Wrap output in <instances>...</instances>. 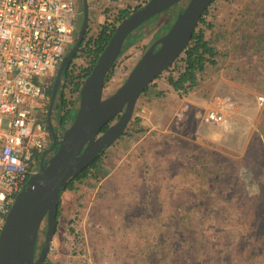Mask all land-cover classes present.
<instances>
[{
  "label": "rangeland",
  "instance_id": "1",
  "mask_svg": "<svg viewBox=\"0 0 264 264\" xmlns=\"http://www.w3.org/2000/svg\"><path fill=\"white\" fill-rule=\"evenodd\" d=\"M87 1L90 36L108 14ZM183 5L133 31L137 42L110 70L105 96L124 83ZM206 18L214 22L207 37L224 54L191 94L181 127L175 116L182 100L166 81L177 74L183 53L150 84L164 95L150 93L136 103L132 119L151 128L149 141L138 142L141 134L126 127L104 150L99 179L64 192L69 217L79 214L83 222L93 264H264V103L258 101L264 96V0H215ZM56 73H49L54 81ZM224 97H230L227 126L206 123L202 115ZM115 166L132 174L103 186Z\"/></svg>",
  "mask_w": 264,
  "mask_h": 264
},
{
  "label": "built area",
  "instance_id": "2",
  "mask_svg": "<svg viewBox=\"0 0 264 264\" xmlns=\"http://www.w3.org/2000/svg\"><path fill=\"white\" fill-rule=\"evenodd\" d=\"M148 1L92 0V6L105 11L101 14L105 17L121 11L131 13ZM80 14L79 0H0V234L17 195L30 185L32 172L38 169L51 138L48 114L54 80L49 73L58 70L62 58L74 45ZM76 56H81L83 62L72 59L67 65L68 74L61 76L65 92L61 115L74 107L69 100L75 86L73 80H77L74 76L84 73L98 58L79 49ZM86 77H80L82 84ZM78 94L80 91L74 92L73 100ZM180 95L184 102L176 113V125L186 117L192 104L186 93ZM229 99L219 98L202 119L227 126ZM258 101L263 104L264 96L259 95ZM58 244L53 238L49 245L47 259L52 264L59 253ZM62 244L69 264H93L79 214L68 220Z\"/></svg>",
  "mask_w": 264,
  "mask_h": 264
},
{
  "label": "water",
  "instance_id": "3",
  "mask_svg": "<svg viewBox=\"0 0 264 264\" xmlns=\"http://www.w3.org/2000/svg\"><path fill=\"white\" fill-rule=\"evenodd\" d=\"M181 1L149 0L121 19L81 86L74 120L57 140L51 110L62 73L86 36L89 5L83 0V21L78 37L61 60L51 93L48 122L54 142L50 149L57 144L58 147L49 161L43 162L32 175L30 185L16 197L0 234V264H43L48 258L49 245L59 224L61 192L68 179L87 167L124 133L141 93L184 51L213 0H188L168 31L149 46L124 83L114 93L105 96L108 74L121 55L128 36L151 17ZM44 219L47 220V229L38 252L37 241Z\"/></svg>",
  "mask_w": 264,
  "mask_h": 264
},
{
  "label": "trees",
  "instance_id": "4",
  "mask_svg": "<svg viewBox=\"0 0 264 264\" xmlns=\"http://www.w3.org/2000/svg\"><path fill=\"white\" fill-rule=\"evenodd\" d=\"M187 2L188 0H182L181 2L177 3L178 6H180L181 4H184V5L178 9V13L174 17V20L168 25V27L165 28L163 31L158 32L157 38L163 35L166 31H168V29L171 27V25L173 24L177 16L184 9ZM210 7L211 6H208L206 11L204 12L199 23L197 24V27L193 33L191 41L189 42V44L183 51L184 56L182 57V63L180 64V66H178V69L176 71L177 74L170 75L166 81L174 90H176L179 93L198 94V91H199L198 89L200 85L202 84V82L205 81L206 73H208L213 67H218L217 64L219 62V57L224 54L212 42V40L209 37H207V28L209 29L214 26L213 20L209 21L206 18L208 13L210 12ZM128 14L129 12H126V11L108 14V17L105 20V22L100 25L98 32L94 35H90L88 38L87 37L84 38V41L81 43L79 47V51H84L85 53L98 57L103 51L106 44L108 43L117 24L121 21V19H123ZM201 24H204V26L198 29V27ZM133 33L134 32H132L128 36L127 38L128 41H126L125 45L123 46L122 52L126 50V48L130 44L137 42L136 39L138 37L136 36V34L134 36ZM77 37H78V31L76 32V39ZM177 60L178 58L174 61L173 66L175 65ZM93 66H94V63L91 66L87 67L84 70V73H80V75L79 74L75 75L73 78L75 79L77 77V80H73L75 83V86L71 89L72 95L70 96L69 100H70V103H72L74 107L70 108V110L67 111L61 117L62 120L65 122V125L62 128L63 131L72 123V121L74 120V116L77 113V109H78L79 101H80V95L78 94L75 100H73L72 97L74 96L75 91H80V88L82 85V79L80 77L88 76ZM67 72L68 71L66 67L64 72L62 73V77L68 74ZM110 76H111V73L109 72L107 79H109ZM63 92H62V96H64ZM150 93H153L157 97L164 95V92L162 90H157L153 88L151 85H149L141 93L140 97L147 96ZM57 95H59V92ZM107 127L108 125L105 126L103 130H105ZM127 127L131 128L132 131L139 133V134L145 129L140 117H135L132 120H130ZM103 154H104V150L87 167H85L83 170L78 172L76 175H73L72 177H70L67 181L66 188L63 191L76 190L77 184L81 183L83 180L87 178L99 179L100 162L103 158ZM63 191L61 192V196H62ZM61 196H60L59 205H58V218L60 217L61 212H62ZM46 229H47V220L44 219L41 225V228H40V235L37 241L38 250L41 249L44 243ZM43 264H52V263L49 259H46Z\"/></svg>",
  "mask_w": 264,
  "mask_h": 264
},
{
  "label": "crops",
  "instance_id": "5",
  "mask_svg": "<svg viewBox=\"0 0 264 264\" xmlns=\"http://www.w3.org/2000/svg\"><path fill=\"white\" fill-rule=\"evenodd\" d=\"M122 12V11H121ZM189 96V98L191 97V94H187ZM179 96L181 98V103L179 105V109L177 111H179L182 106H183V102H184V98H182V96L180 95L179 93ZM191 100V98H190ZM143 112L147 113L148 109L146 106H144L143 108ZM189 111V110H188ZM187 111V113H188ZM187 113H186V116H187ZM184 120V119H183ZM181 120L177 125H178V128L181 127L182 125V121ZM175 125V126H177ZM151 128L149 129L148 127L145 126V129L140 133L141 136L138 140V142H144V141H149V134L151 133ZM123 158V156H122ZM121 158V159H122ZM118 166H115V168H113V171L112 172H109L108 176L103 178V186L104 184L107 186V182H110L112 180V182H121V181H126L130 175L128 174L127 170L126 169H123L121 171H119V169H117ZM125 170V171H124ZM130 174H132V172H129ZM141 178H144L143 175H140ZM115 180V181H114ZM128 188V187H127ZM109 189V188H108ZM64 192L62 193V196H61V200H62V212H61V215L60 217L58 218L59 219V224H58V229L54 235V239L58 241V248H59V253L57 254L56 258H54L55 260V264H69L68 261H67V249L66 247L62 244V239H63V235H64V232L66 231V228H67V223H68V220L70 219L69 217V212H68V204L64 205L65 201H64V198H63V195H64Z\"/></svg>",
  "mask_w": 264,
  "mask_h": 264
},
{
  "label": "flooded vegetation",
  "instance_id": "6",
  "mask_svg": "<svg viewBox=\"0 0 264 264\" xmlns=\"http://www.w3.org/2000/svg\"><path fill=\"white\" fill-rule=\"evenodd\" d=\"M63 91L64 90H63V88L61 86V83H60L59 90H58L59 95H57V97H56V99L54 101L52 110H51V119H52V123H53L54 129H55L56 134H57V140H60L62 138V135H63V132H64L62 128L65 125V122L61 118L62 117L61 108H62V106L64 104V100H65V98H64L65 97V92H63ZM62 92L64 93V96H62ZM49 107H50V103H49ZM55 113H59L60 114L59 118L56 121L54 119V114ZM53 142H54V138H53V134L51 132V138L48 141L47 146L45 148V153L41 157V160H40V162L38 164V169L41 167L43 162L46 163V162L49 161V159L51 158V156L54 154L55 150L57 149L58 144L56 145V147L54 149H50L52 144H53ZM38 169L34 170L32 172V174H34L35 171H37Z\"/></svg>",
  "mask_w": 264,
  "mask_h": 264
}]
</instances>
